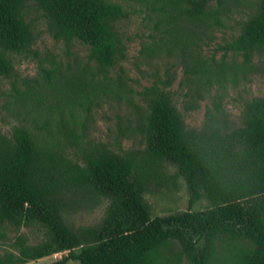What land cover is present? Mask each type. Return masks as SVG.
<instances>
[{"label": "trees", "instance_id": "obj_1", "mask_svg": "<svg viewBox=\"0 0 264 264\" xmlns=\"http://www.w3.org/2000/svg\"><path fill=\"white\" fill-rule=\"evenodd\" d=\"M135 1L157 19L162 49L182 52L190 79L203 89L239 80L254 55L264 51V0H246L247 18L228 43V51L244 58L238 65L205 58L200 51L229 15L227 0ZM31 2L44 12L56 38L67 45L79 40L90 52L86 66L68 76H58L56 65L43 67L52 92L43 132L19 126L12 136L0 134V264H26L63 252L70 254L52 264H264V98L247 104L239 128L231 127L215 99L204 126L195 129L186 125L170 91L147 87L148 108L139 123L146 142L142 163L107 146L87 155L84 164L67 160L51 126L66 139H77V121L65 120L62 110L53 118L54 112L61 102L75 107L101 95L122 98L124 83L112 73L124 56L118 23L128 11L111 0H0V78L15 76L10 53L32 51L34 33L26 19ZM34 102L40 108L45 101ZM162 163L175 166L186 181L188 210L154 216L147 206L145 194ZM73 190L110 200L99 227L76 231L67 223L64 199ZM203 199L210 206L196 210ZM7 225L43 229L45 238L31 244L20 234L14 250H4Z\"/></svg>", "mask_w": 264, "mask_h": 264}, {"label": "rangeland", "instance_id": "obj_2", "mask_svg": "<svg viewBox=\"0 0 264 264\" xmlns=\"http://www.w3.org/2000/svg\"><path fill=\"white\" fill-rule=\"evenodd\" d=\"M111 1L122 3L128 11V18L118 23L125 44L124 56L112 73L114 80L122 78L125 90L122 98L101 95L86 106L74 107L61 102L53 118L60 117L62 110L65 120H76L78 138L74 136L68 140L62 131L58 132L56 126H51L59 137V153L67 160L84 164L87 155L107 146L118 154H133L142 163L146 142L139 130V123L141 114L148 108L143 92L147 87L156 85L173 94L174 102L189 128L200 129L204 126L207 110L215 99L224 106L232 128L244 125L247 104L256 97L264 98V51L254 55L250 68L241 73L239 80L230 81L224 86L216 84L206 90L190 79L182 52L162 49L157 19L151 17L140 2ZM227 4L230 6L229 15L223 17V24L203 42L200 51L205 58L214 56L217 62L223 60L227 64L238 65L243 63L244 58L235 57L233 52L227 50V46L239 34L241 23L247 18L249 5L246 0H227ZM26 19L34 33L32 51L10 53L16 69L15 76L0 78V134L6 136H12L19 126H26L35 134L43 132L42 126L52 93L46 86L43 67L56 65L60 70L58 76L60 73L68 76L86 66L90 52L89 47L79 40L67 45L65 40L56 38L44 12L33 2L26 8ZM187 59L191 62L189 56ZM37 98H44L43 107L35 106L34 99ZM52 100L55 102V99ZM156 172L158 176L153 178L145 194V202L152 214L167 216L188 210L189 188L184 178L178 176L177 168L162 163L156 167ZM64 202V217L76 231L99 227L110 205L106 197L81 190L68 193ZM209 206V200L203 199L195 209L202 210ZM5 231L8 238L3 243L4 250H14L12 243L20 234L25 235L31 244H38L45 238V231L34 226H24L19 231L7 225ZM69 254L63 252L26 264H52ZM69 264L79 263L70 260Z\"/></svg>", "mask_w": 264, "mask_h": 264}]
</instances>
